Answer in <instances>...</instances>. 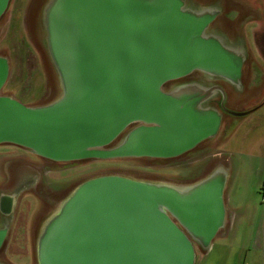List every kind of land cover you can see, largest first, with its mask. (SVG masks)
Here are the masks:
<instances>
[{
  "label": "water",
  "instance_id": "water-1",
  "mask_svg": "<svg viewBox=\"0 0 264 264\" xmlns=\"http://www.w3.org/2000/svg\"><path fill=\"white\" fill-rule=\"evenodd\" d=\"M9 1L0 0V19ZM230 2L34 0L30 38L52 95L26 105L3 94L11 65L0 55V145L36 156L42 170L117 159L155 166L201 152L222 118L258 107L236 109L255 89L241 80L247 17ZM229 161L215 157L182 182L100 174L57 198L40 195L39 169L14 168L0 187V252L24 191L42 205L32 264H195L231 224Z\"/></svg>",
  "mask_w": 264,
  "mask_h": 264
},
{
  "label": "rangeland",
  "instance_id": "rangeland-1",
  "mask_svg": "<svg viewBox=\"0 0 264 264\" xmlns=\"http://www.w3.org/2000/svg\"><path fill=\"white\" fill-rule=\"evenodd\" d=\"M33 2L34 0H11L0 21V55L7 56L11 65L10 75L2 89V93L10 94L13 98L26 105L43 102L52 95V90L48 84V77L44 68L45 64L38 49L30 38L28 17L30 11H32ZM246 2H251V0H231L230 5L239 12L238 14H244L247 17L246 23L242 26L245 44L248 48L249 55L254 56L253 59L259 63L258 67L262 70L264 69V63L259 58L261 54L258 53L259 50L257 48L260 47L262 50L264 37H258L259 40L255 41L252 36L253 28L251 24H255L254 22L257 19H254L255 16L251 15L252 9ZM257 17L259 18V16ZM259 21L262 25L261 28H263L264 20ZM256 111L246 117H241L242 119H246L238 126L235 136L243 137L244 134L253 129L256 133L255 142L258 143L259 139L261 142L263 141L264 136H262L263 130L261 128L264 126V120L263 118H259V113ZM228 118L232 120L241 119L240 117L235 118L234 116H229ZM254 123H257L256 126ZM262 145L264 146V144ZM18 149L10 146L0 147V178L3 181L4 179L8 180V177L11 178L12 172H14V168L16 167L20 168L23 165L35 167L42 173L37 190L40 195L44 194L45 196H51V198L61 196L65 192L64 189L69 186L71 187L84 178L100 174L117 173L131 175L133 177H147L148 179L163 178V180L169 181H188L194 178V174L203 165L206 166L208 162H211L215 158L214 154L216 152L210 141L207 147L202 149L201 152L192 154L188 159L178 160L168 164L148 166V164L133 161L132 159H117L103 162L55 164L50 170L48 168L42 170L43 163L39 158L30 155L25 150ZM242 159L258 162V158L253 159L243 156ZM260 181V177L251 181L252 187L255 188L254 190H258ZM259 196L258 198H260ZM259 205L264 206V203L260 202ZM41 207L39 198L33 193L26 192L19 196L17 205L15 206V217H13V221L11 222L9 237H7L3 252H1V256L7 262L20 264L21 260L28 258L31 260L32 222L36 218L37 213L42 211ZM216 245H214L212 256L209 258L206 257L204 261L202 260L201 264L205 263L207 258L210 259L214 256ZM197 255L195 264H199L200 258L202 257L199 252H197ZM214 262V264L217 263L216 258Z\"/></svg>",
  "mask_w": 264,
  "mask_h": 264
},
{
  "label": "crops",
  "instance_id": "crops-1",
  "mask_svg": "<svg viewBox=\"0 0 264 264\" xmlns=\"http://www.w3.org/2000/svg\"><path fill=\"white\" fill-rule=\"evenodd\" d=\"M246 3L252 9L251 12L259 16L254 18L257 19L255 24H251L252 36L257 41L258 37H264V26L261 28L259 21L264 20V0H251ZM240 105L236 109L239 110ZM257 111L259 118L264 120V104ZM256 124L254 123L255 126ZM261 129L264 136V126ZM236 132L237 129L231 134H218L211 143L216 151L214 157H226L230 160V176L226 183L224 201L232 219L229 227L223 228V232L213 239L209 251L201 254L199 264L206 257L212 256L215 244L214 256L207 258L203 264H214L215 258L216 264H264V206L259 205L258 198L264 182V139L262 142L260 139L258 143L255 142L256 133L253 129L243 137L235 136ZM243 156L258 158V162L244 160ZM258 177L261 181L256 191L251 181Z\"/></svg>",
  "mask_w": 264,
  "mask_h": 264
},
{
  "label": "flooded vegetation",
  "instance_id": "flooded-vegetation-1",
  "mask_svg": "<svg viewBox=\"0 0 264 264\" xmlns=\"http://www.w3.org/2000/svg\"><path fill=\"white\" fill-rule=\"evenodd\" d=\"M10 2H11V0L9 1V3ZM6 9H7V7H6ZM4 14H5V12H4ZM4 14L2 15L0 21L2 20ZM246 48H247V46H246ZM257 49L259 50L258 53L261 54L259 58L264 63V59H263V57H264V54H263V52H264V42H263L262 50H261L260 47H258ZM247 52H248V48H247ZM253 57L254 56H252V55L250 56L249 53H248V57L246 58V61L244 62L243 66H242L241 80H242L243 85H244L243 89L244 90L248 89L249 91L251 89H255V94H253V96H249L245 100L244 103H240L241 105L239 106V111L244 113V112L250 111L251 109H253V108L257 107V106L258 107L254 111L248 113L246 116L254 113L257 109L259 110L262 107V105L264 104V69H262L263 71L259 69V67H258L259 63L255 59H253ZM190 77L191 76H188V77H185L183 79L181 78L179 80H181V81L188 80ZM246 116H243V117H246ZM241 117L242 116H240V118ZM242 118L239 119V120H234V119L232 120V119H230L228 117L222 118L218 134H222V135L231 134L232 132H234L235 129L238 128L239 125H241V123L244 122V119H246V118H244V119H242ZM218 134H216V136L213 138V140L216 139ZM212 141H211V143H212ZM6 146H10V145H0V147H6ZM69 163L74 164L73 162H61V163L52 162V163L49 164V166H47V168L50 170L51 168H53L52 166L55 165V164L58 165V164H69ZM42 166L46 167L43 164H42ZM17 169L18 168L16 167V170ZM7 182H8V180L4 179V181H3V179L0 178V187L6 185ZM23 193L25 194L26 192L23 191L21 194H23ZM15 211H16V209H15ZM15 211H14V214H15ZM14 217H15V215H14ZM3 249H4V247H3ZM2 258H3L4 261L7 262V260L4 259V257H2ZM7 263L11 264L9 262H7ZM20 264H32V263H31V260L28 258V259H25V260H21Z\"/></svg>",
  "mask_w": 264,
  "mask_h": 264
},
{
  "label": "built area",
  "instance_id": "built-area-1",
  "mask_svg": "<svg viewBox=\"0 0 264 264\" xmlns=\"http://www.w3.org/2000/svg\"><path fill=\"white\" fill-rule=\"evenodd\" d=\"M260 202L264 203V183H263V186H262V189H261Z\"/></svg>",
  "mask_w": 264,
  "mask_h": 264
},
{
  "label": "trees",
  "instance_id": "trees-1",
  "mask_svg": "<svg viewBox=\"0 0 264 264\" xmlns=\"http://www.w3.org/2000/svg\"><path fill=\"white\" fill-rule=\"evenodd\" d=\"M263 183H264V182H263ZM262 186H263V185H262ZM261 189H262V187H261ZM260 196H261V191H260ZM260 196H259V197H260ZM259 199H260V198H259Z\"/></svg>",
  "mask_w": 264,
  "mask_h": 264
}]
</instances>
